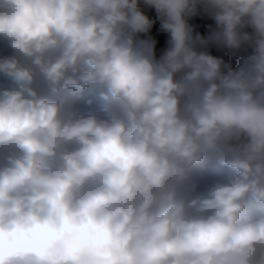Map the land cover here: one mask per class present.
<instances>
[{
    "label": "clouds",
    "instance_id": "obj_1",
    "mask_svg": "<svg viewBox=\"0 0 264 264\" xmlns=\"http://www.w3.org/2000/svg\"><path fill=\"white\" fill-rule=\"evenodd\" d=\"M0 264H264V0H0Z\"/></svg>",
    "mask_w": 264,
    "mask_h": 264
},
{
    "label": "rangeland",
    "instance_id": "obj_2",
    "mask_svg": "<svg viewBox=\"0 0 264 264\" xmlns=\"http://www.w3.org/2000/svg\"><path fill=\"white\" fill-rule=\"evenodd\" d=\"M151 15L153 17H155L154 11L151 12ZM194 23L198 24L200 30L203 31V30H206L208 24L213 23V22L210 19H208L207 17H198V18H195ZM158 27H159V22H157V25H156V35L158 36V38L163 43L166 40V34L159 33Z\"/></svg>",
    "mask_w": 264,
    "mask_h": 264
}]
</instances>
